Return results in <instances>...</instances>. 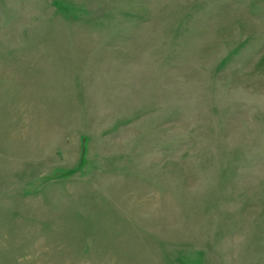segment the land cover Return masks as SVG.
<instances>
[{"label": "rangeland", "instance_id": "rangeland-1", "mask_svg": "<svg viewBox=\"0 0 264 264\" xmlns=\"http://www.w3.org/2000/svg\"><path fill=\"white\" fill-rule=\"evenodd\" d=\"M0 264H264V0H0Z\"/></svg>", "mask_w": 264, "mask_h": 264}]
</instances>
